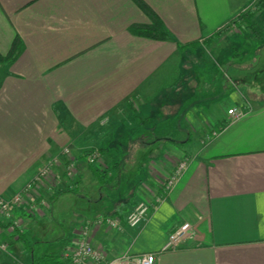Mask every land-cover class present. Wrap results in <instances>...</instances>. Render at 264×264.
Instances as JSON below:
<instances>
[{"label": "crops", "instance_id": "1", "mask_svg": "<svg viewBox=\"0 0 264 264\" xmlns=\"http://www.w3.org/2000/svg\"><path fill=\"white\" fill-rule=\"evenodd\" d=\"M141 1L159 18L168 41L130 31L151 24L134 0H0V56L15 38L19 42L15 58L0 64V197L19 191L52 158L61 160L63 147L77 162L71 183L57 168L55 183L35 189L34 197L47 201L42 214L29 217L14 209L8 220L0 217V241L15 264H33L44 256L65 264L60 254L84 221L106 215L124 219L140 200L151 205L135 228L90 229L91 245L108 261L125 253H154L157 264H264V0ZM192 59L199 72L207 61L213 69L225 65L229 75L225 88L215 80L205 86L223 91L202 99L208 107L192 128L196 139L192 142L188 133L185 141L165 135L148 143L141 135L139 144L149 151L160 141L168 151L153 162L150 179L132 203L86 211L57 255H28V234L40 231L38 222L47 219L51 201L94 175L80 155L98 150L96 169L109 173L110 167L117 168L108 155L125 147L122 138L154 124L158 112L175 100L178 111L191 96L183 88L193 78ZM238 107L241 117L227 114ZM176 144H185L186 150ZM172 155L185 158L186 166L164 193L159 181L173 173ZM94 193L96 198L87 199L104 206L101 189ZM14 220L22 240L6 231ZM184 223L190 225L189 238L162 251ZM61 236L58 230L49 241Z\"/></svg>", "mask_w": 264, "mask_h": 264}, {"label": "rangeland", "instance_id": "2", "mask_svg": "<svg viewBox=\"0 0 264 264\" xmlns=\"http://www.w3.org/2000/svg\"><path fill=\"white\" fill-rule=\"evenodd\" d=\"M231 28L234 29L235 26ZM202 63L204 64V62ZM192 64L191 66L194 69L192 74L193 78L190 84L185 82L183 88L184 93L191 94V96L186 97L184 104L179 110H176L178 106L175 104V100L174 104L169 105L165 112H158L154 124H150L149 122L146 126L147 128L139 129L138 134L137 131H133L132 134L129 133V136L126 138H122L126 143L125 147H118L115 153L111 152V155H108L109 157L115 158V163L118 164V167H110L108 175L103 177L104 182L102 180L101 182L93 175L92 177H88L85 183L78 182L80 184L77 189L64 192L63 196L60 195V198L57 197L52 200L47 219L38 222V224H40L38 226L41 227L40 231L35 234L33 233L31 236L28 234V242L26 244L28 247V255L32 254L33 257L47 253L57 255L68 244L70 239H72V231L76 226V219L86 216V211H89L90 214H94L96 212L110 211L111 209H122L136 197L137 190L141 187V184L151 177V170L155 168L153 162L158 161L168 151L166 143L161 141L152 148V151H149L148 146L139 144L138 140L141 135L146 136L144 140H147L148 143L153 142L158 137H165V135H171V138L176 141H185L188 133L191 135L192 142L196 139L192 128L195 129L196 125L199 123V119H202L201 110L208 107L207 102L205 106L201 104L202 99H204L203 101L213 99L218 97L223 91L219 88L208 89L205 86H208L210 81L214 82L215 80L216 86L220 84L225 88L228 83L227 78L229 75L225 72L227 71L225 65H222L221 69H219V67L213 69V64H209V62L206 61L204 64L205 67L202 69L200 68L199 72L198 62L192 59ZM210 66H212V70ZM210 92L212 94L210 98H208L209 96L206 99L202 98L203 94H208ZM186 129L190 130L187 131ZM154 132L157 136L153 135ZM114 139L118 140V137L111 138V141H114ZM184 145L181 146L176 144L175 147L181 150V148L185 149ZM64 148L65 147L62 149ZM111 148L115 149L114 147ZM183 149L181 151H183ZM179 153L182 156L184 155L183 152ZM171 160L173 161V166L175 164L174 171L167 178L160 179V187L162 188L168 179L177 174L179 165L186 162L185 158L177 155H172ZM95 186H97V188H95ZM95 189H101V193L105 195L107 202H105L104 206H97V204L94 203V198H96L94 197ZM152 189L149 190L151 192L156 191V187ZM92 196L94 198L87 199ZM84 198L90 202L84 201ZM58 230L62 236L57 240L49 241L51 238L57 237ZM43 237L45 241H42ZM10 245L11 244L8 245V248L10 247L13 249V246ZM17 246H21V243H18ZM6 250L7 247L5 251H0V264H15L14 260L6 256ZM19 259H21V257H19Z\"/></svg>", "mask_w": 264, "mask_h": 264}, {"label": "built area", "instance_id": "3", "mask_svg": "<svg viewBox=\"0 0 264 264\" xmlns=\"http://www.w3.org/2000/svg\"><path fill=\"white\" fill-rule=\"evenodd\" d=\"M243 113L242 107L232 108L227 112V114L231 115L233 118H239ZM61 158V160L52 158L47 164L39 168L38 171L23 184L19 191L6 197H0V217L4 220H8L14 209L20 210L22 214L29 217L42 214L47 206V201L42 197H34L33 193L35 189H45L47 184L55 183L54 173L57 168H61L63 178L68 183H71L77 174L75 156L68 148L65 147L61 150ZM100 158V152L92 149L86 152L83 162L87 166H94L97 162H100ZM185 166L186 162L181 163L177 170V174L166 181L162 188L164 193L172 188ZM68 187L71 188L72 186L69 185ZM150 205L151 204L144 200L136 202L124 219L117 215H106L97 216L84 221L77 229L73 242L61 252L60 259L65 264H157L156 255L154 253L140 255L125 253L114 260L108 261L102 250L91 245L88 236L90 229H98L101 226H105L117 232H123L125 226L133 229L145 220ZM18 229L19 223L16 220L8 221L6 231L10 235L12 234L13 238H16ZM189 236L190 225L184 223L169 235L162 251L175 249L181 242L186 241ZM5 249L6 244L0 241V251H5Z\"/></svg>", "mask_w": 264, "mask_h": 264}, {"label": "trees", "instance_id": "4", "mask_svg": "<svg viewBox=\"0 0 264 264\" xmlns=\"http://www.w3.org/2000/svg\"><path fill=\"white\" fill-rule=\"evenodd\" d=\"M134 2L148 16V18L151 20V24L150 25H141V26L140 25L132 26L130 28V31L137 36L155 39V40H159V41H168L169 36L163 30L162 23L159 20V18L141 0H134ZM18 52H19V42H18L17 38H15V40L11 44V47H10L8 53L4 57L0 56V64L10 62L12 59L15 58V56ZM223 125L224 124H222V126ZM98 152H100V151H98ZM85 155H86V153L81 154L78 159H84ZM88 167L91 170V173L94 174L96 176V178L100 181L108 173L107 171L105 172V171H102L100 169H96L93 165H88ZM64 191L69 192L72 190L65 189ZM17 235H18V239L22 240L21 235L20 234H17ZM32 262H33V264H56L57 260H56V257L44 256L41 258L34 259Z\"/></svg>", "mask_w": 264, "mask_h": 264}]
</instances>
